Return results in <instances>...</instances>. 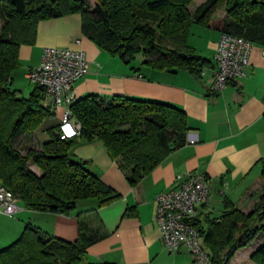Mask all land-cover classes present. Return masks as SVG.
Masks as SVG:
<instances>
[{
    "label": "trees",
    "instance_id": "1",
    "mask_svg": "<svg viewBox=\"0 0 264 264\" xmlns=\"http://www.w3.org/2000/svg\"><path fill=\"white\" fill-rule=\"evenodd\" d=\"M192 1L0 0V183L25 207L69 214L80 200L96 199L103 206L119 198L85 160L71 156L77 137L100 140L134 184L184 145L190 129L184 111L169 103L89 93L69 104L71 117L81 124L79 134L60 139L59 123L53 121L55 113L45 104L42 88L35 84L28 96H22L11 87L12 74L20 65L19 47L33 44L37 23L79 12L82 33L111 56L129 64L140 53L152 68L184 69L195 76L212 60L188 44L192 23L264 47V0H204L191 9ZM220 9L224 15L219 17L215 14ZM41 127L49 138L35 141V131ZM259 162L263 187L249 212L224 196L218 217L197 214L192 220L202 234L210 264H228L264 229V157ZM79 228L75 241H65L26 224L14 241L0 249V264H115L89 262L87 248L106 234L84 220ZM250 258L264 264V241Z\"/></svg>",
    "mask_w": 264,
    "mask_h": 264
},
{
    "label": "crops",
    "instance_id": "2",
    "mask_svg": "<svg viewBox=\"0 0 264 264\" xmlns=\"http://www.w3.org/2000/svg\"><path fill=\"white\" fill-rule=\"evenodd\" d=\"M81 20L79 12L40 20L33 44L19 47L23 75L27 77V72L38 65L45 47L82 50L88 71L74 84L75 97L97 93L105 97L121 95L169 103L185 113L190 127L186 142L167 154L139 181L130 184L100 140L77 137V147L70 151L71 156L85 160L89 170L111 186L119 198L103 206H98L96 199L80 200L69 214L34 211L22 204L27 209V218L14 219L0 230V249L14 241L26 224L65 241H75L80 231L79 221L84 220L106 234L87 248L89 262L171 264L173 260L176 264L177 256L168 254L156 224V194L171 189L190 173L201 172L207 175L209 193L208 202L198 208L201 218L218 217L224 210V196L243 212H249L259 198L263 187L259 161L264 157V47L253 44L244 74L213 92L210 84L217 68L214 54L220 31L200 25L201 44L191 42L188 35V44L212 60L200 76H195L184 69H155L143 60L135 65L126 64L85 36ZM45 104L49 103L45 101ZM50 107L55 113L53 121L59 123L63 106ZM0 216L14 218L4 213ZM253 239L247 245L250 250L245 256L247 259L242 260L244 264H256L250 255L264 240L260 238V242L252 245ZM243 248L233 257L241 256Z\"/></svg>",
    "mask_w": 264,
    "mask_h": 264
},
{
    "label": "built area",
    "instance_id": "3",
    "mask_svg": "<svg viewBox=\"0 0 264 264\" xmlns=\"http://www.w3.org/2000/svg\"><path fill=\"white\" fill-rule=\"evenodd\" d=\"M252 43L240 36L221 33L214 58L217 68L210 90L220 91L227 83L244 74L249 63ZM88 71L82 50L68 47H45L37 66L30 69L28 80L42 88L45 101L63 106L58 133L60 139L75 137L81 124L71 117L69 104L75 98L74 84ZM208 178L194 172L179 179L169 190L155 195V220L165 248L170 253L186 249L193 264H208L200 231L192 224L200 205L208 202ZM16 195L0 183V213L12 215L20 209Z\"/></svg>",
    "mask_w": 264,
    "mask_h": 264
},
{
    "label": "rangeland",
    "instance_id": "4",
    "mask_svg": "<svg viewBox=\"0 0 264 264\" xmlns=\"http://www.w3.org/2000/svg\"><path fill=\"white\" fill-rule=\"evenodd\" d=\"M202 1H204V0H193L192 3H191V5H190V8L193 9L197 4H199ZM215 15H218L220 17V16H223L224 15V12L220 9V10H218L216 12ZM191 25H192V27L189 30L190 41L191 42L192 41L193 42H197V44H199L200 42H202V39H203L200 31H198V29H200L199 27H201L200 26L201 24L192 23ZM197 50H199V49H197ZM142 60H143V56H142V54L139 53V54H136L135 55L134 59L129 64L130 65L131 64L132 65H135L137 63H140ZM23 73H24L23 67L21 65H19L14 70V72L12 74L13 75L12 76L13 77V80H12L11 87L13 89H17L19 91L20 95H22V96H28L29 93L31 92V90H33V88L35 87V84L32 83V82H30L28 80V78L23 75ZM34 135L37 138L36 141L38 140L40 142L45 141V140H47L49 138L48 133L45 130H43L42 127L39 128V129H37ZM75 147H77V143L74 144L71 147V150L74 149ZM31 167H34L36 170H38V168L34 164H32ZM17 203H18V206L21 209L19 211H16L14 214H12V216L14 218L9 219V218H7L5 216H0V230L3 229V228H5L8 224H11L14 219H16L17 221L18 220H22V219H25L26 220V218H27V216H26L27 215V209H25L23 207V205H22L21 202L18 201ZM213 212H214V214H217L216 211H213ZM262 223L264 224V221ZM260 238L262 240H264V229L261 230L258 233L257 238L255 237L253 239L252 245H254L255 242L256 243L260 242ZM246 247L243 248L244 250H242L243 252H242L241 256H238L236 258V255H235L228 264H244L243 263L244 261H242V260H244L246 258L245 256L247 254V251L250 250L249 247H247V248ZM168 254H172L173 256H177V259L175 261L176 264H191L192 263V255L188 251H186V250H184V251H182L180 253H177V254L174 253V252L173 253H170L169 252ZM170 263L173 264L174 263L173 260H170ZM208 264H210V263H208Z\"/></svg>",
    "mask_w": 264,
    "mask_h": 264
}]
</instances>
